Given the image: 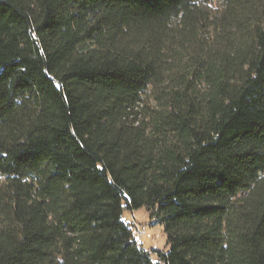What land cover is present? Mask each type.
Listing matches in <instances>:
<instances>
[{"label":"trees","instance_id":"obj_1","mask_svg":"<svg viewBox=\"0 0 264 264\" xmlns=\"http://www.w3.org/2000/svg\"><path fill=\"white\" fill-rule=\"evenodd\" d=\"M0 264H264V0H0Z\"/></svg>","mask_w":264,"mask_h":264},{"label":"rangeland","instance_id":"obj_2","mask_svg":"<svg viewBox=\"0 0 264 264\" xmlns=\"http://www.w3.org/2000/svg\"><path fill=\"white\" fill-rule=\"evenodd\" d=\"M123 220L132 224L137 235L138 244L149 253L153 254V259L157 260V252H167V235L164 228L154 225L153 219L144 208L138 211H124Z\"/></svg>","mask_w":264,"mask_h":264},{"label":"built area","instance_id":"obj_3","mask_svg":"<svg viewBox=\"0 0 264 264\" xmlns=\"http://www.w3.org/2000/svg\"><path fill=\"white\" fill-rule=\"evenodd\" d=\"M135 241L137 242L138 241V239H137V235L135 234ZM138 243V242H137Z\"/></svg>","mask_w":264,"mask_h":264}]
</instances>
